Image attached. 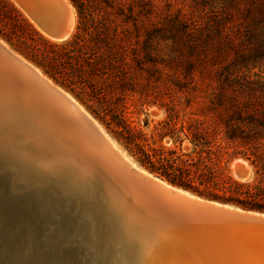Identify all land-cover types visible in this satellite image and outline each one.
<instances>
[{
	"label": "water",
	"instance_id": "95a60500",
	"mask_svg": "<svg viewBox=\"0 0 264 264\" xmlns=\"http://www.w3.org/2000/svg\"><path fill=\"white\" fill-rule=\"evenodd\" d=\"M10 1L47 38L70 36L64 1ZM135 164L0 43V264H264L263 212ZM233 173L251 175L240 161Z\"/></svg>",
	"mask_w": 264,
	"mask_h": 264
},
{
	"label": "rangeland",
	"instance_id": "374dc122",
	"mask_svg": "<svg viewBox=\"0 0 264 264\" xmlns=\"http://www.w3.org/2000/svg\"><path fill=\"white\" fill-rule=\"evenodd\" d=\"M66 1L74 13L66 40L44 36L11 1L20 15L4 11L0 39L68 92L142 168L133 155L135 146L124 143L127 133L115 120H122L137 142L169 146L168 135L159 140V123L210 122L226 115L231 102L235 107L261 100L258 90L250 96L237 86L247 81L264 88V20L250 19V0ZM224 7L218 28L229 45L218 53L201 47L199 40L215 30ZM77 24L87 29V40L78 49L68 44ZM233 77L239 81L230 87L226 80ZM182 147L192 149L189 137ZM236 161L249 168L251 177L253 169L242 158L232 161L231 173Z\"/></svg>",
	"mask_w": 264,
	"mask_h": 264
},
{
	"label": "trees",
	"instance_id": "16d2710c",
	"mask_svg": "<svg viewBox=\"0 0 264 264\" xmlns=\"http://www.w3.org/2000/svg\"><path fill=\"white\" fill-rule=\"evenodd\" d=\"M72 1L77 3L76 0ZM227 2L229 4L231 0ZM250 2L251 9L246 10L250 19L254 22L264 20V0ZM6 10L20 15L9 0H0V19ZM225 13L224 7L215 19V30H210V36L208 33L206 39L200 38L201 47H214L221 53L229 45L218 28ZM86 35V27L77 24V32L68 44L78 49L85 44ZM211 35L215 40L212 41ZM100 42L103 44L104 40ZM103 45L106 46V43ZM228 70L225 69V72ZM238 81L239 78L233 77L227 79L226 84L232 87ZM237 86L250 96L258 90L261 100L256 103L245 101L235 107L231 102L225 106L226 115L210 122L195 119L185 126L171 119L163 121L155 130L159 140L167 135L170 137L169 146L161 142L153 146L147 143L145 146L135 141L138 136L130 133L129 127L122 120L111 119L115 120L116 127H121L127 133L124 143H133L136 149L133 155H137V161L152 174L200 197L264 213V88L257 82L254 84L247 81L239 82ZM188 137L192 149L184 151L182 142ZM143 138L147 141L145 136ZM237 158L246 160L253 169L252 176L245 181L238 180L231 173L230 165Z\"/></svg>",
	"mask_w": 264,
	"mask_h": 264
},
{
	"label": "bare ground",
	"instance_id": "6f19581e",
	"mask_svg": "<svg viewBox=\"0 0 264 264\" xmlns=\"http://www.w3.org/2000/svg\"><path fill=\"white\" fill-rule=\"evenodd\" d=\"M62 1H64L65 3H67V1L66 0H62ZM52 4H54V7H55V9L57 8L58 9V5H56V3L54 2V3H52ZM67 5H68V7L71 9V7L69 6V4L67 3ZM71 12H72V20H71V31H72V27H73V24H74V13H73V11H72V9H71ZM56 16H55V22H58L59 24H63V22H64V18H62V16H60L59 15V11L57 10L56 11ZM61 17V18H60ZM70 31V32H71ZM70 32H69V35H70ZM0 43L4 46V47H6L8 50H10L12 53H14L15 55H17L18 57H20L21 59H23L24 61H26L27 63H29L30 65H32L30 62H28L26 59H24L21 55H19L18 53H16L15 51H13L4 41H2L1 39H0ZM35 69H36V71L38 72V73H40V75H42L44 78H46L47 80H48V82L49 83H51V84H53V85H55L56 87H58L69 99H70V101H71V105H73V106H76V107H78L82 112H84L86 115H88V117H90L92 120H93V122L98 126V128L100 129V131L110 140V142L112 143V145L116 148V149H118L120 152H121V154L122 155H124V157H126L130 162H132V164L133 165H136L135 164V162L134 161H132L130 158H129V156H127L126 154H125V152L115 143V141H113L105 132H104V130L101 128V126L98 124V122L94 119V118H92L91 117V115H89V113L82 107V105L79 103V102H77L68 92H66L65 90H63L60 86H58V85H56L51 79H49L47 76H45L38 68H36L34 65H32ZM242 161V160H241ZM165 181V180H164ZM231 262L233 263V264H238V262L236 261V260H234V259H231Z\"/></svg>",
	"mask_w": 264,
	"mask_h": 264
}]
</instances>
